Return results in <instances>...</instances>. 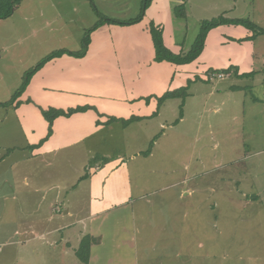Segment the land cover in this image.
Segmentation results:
<instances>
[{"label":"rangeland","instance_id":"374dc122","mask_svg":"<svg viewBox=\"0 0 264 264\" xmlns=\"http://www.w3.org/2000/svg\"><path fill=\"white\" fill-rule=\"evenodd\" d=\"M93 1L101 17L121 18L130 13L120 5L142 0ZM34 2L50 3L22 0ZM245 2L264 30V0ZM72 6L95 20L91 3ZM7 33L0 27V47L10 46ZM250 33L261 54L253 73L222 80L209 71L162 103L167 90L148 93L152 116H101L106 128L82 148L45 155H32L14 116L24 79L6 87L28 53L0 48L1 70L13 75L0 83V264H264V35ZM45 46L39 57L30 50L27 75Z\"/></svg>","mask_w":264,"mask_h":264},{"label":"crops","instance_id":"0c3cea01","mask_svg":"<svg viewBox=\"0 0 264 264\" xmlns=\"http://www.w3.org/2000/svg\"><path fill=\"white\" fill-rule=\"evenodd\" d=\"M47 1L50 3L34 2L35 6L28 5L26 8L21 3L11 17L0 20V27L8 31L6 38L10 45L0 47L5 49L2 51L13 47L15 58L18 49L28 54L33 50V55L37 54L39 57V50L46 44L45 54L41 52L44 59L54 51L78 52L82 49L87 31L99 20V7L93 0H85L95 9H91L95 11V15L92 13L95 19L93 20L90 9L82 15H77L78 6H72L77 4V0ZM245 1L152 0L140 23L124 26L104 24L92 32L88 50L83 57L64 54L47 62L32 76L25 92L17 100L21 105L13 106L14 116L32 155L82 148L106 128L108 117L116 119L112 122L114 124L122 121L121 119L129 120L133 115L152 116L157 101L153 100L150 104L144 102L142 97L148 93L162 96L166 90L175 91L187 85L194 80V76L201 75L206 80V74L210 76L209 71H222L225 76L232 74L237 77L253 73L261 54L260 50H256V38L251 39L250 30L241 25H222L213 29L206 39V48L199 59L187 65L155 62V46L150 33V24L154 23L162 29L164 43L171 52L186 54L195 42L203 20L221 14L228 19L254 18L255 13L248 16L250 11ZM181 5L186 6L185 19L174 13V9ZM124 6L120 5L119 8H123L122 12L128 9L130 14L121 18H108L118 21L133 19L139 13L131 15L135 10L140 12L142 1L137 5L131 2ZM133 6L135 7L131 10ZM242 11L246 14L243 15ZM18 14L26 29L12 21ZM128 15L130 16L127 17ZM3 38L0 34V39ZM189 38L191 42L187 46ZM2 43L0 41V44ZM28 54H23L25 58L16 62L20 68L14 73L17 79L6 86L9 91L20 85V78L25 80L30 61H35L36 58L31 60ZM24 60L28 61L26 65ZM11 76L13 75L4 73L0 67V83L9 77L12 78ZM50 107L63 110L78 107L87 109L70 117L57 118L53 125V135L37 147L40 141L47 137L49 128L41 109ZM104 115L108 117H101ZM59 231L60 228H56L51 233Z\"/></svg>","mask_w":264,"mask_h":264},{"label":"trees","instance_id":"16d2710c","mask_svg":"<svg viewBox=\"0 0 264 264\" xmlns=\"http://www.w3.org/2000/svg\"><path fill=\"white\" fill-rule=\"evenodd\" d=\"M21 3H22V0H0V20L8 19L9 17H11L15 9ZM151 3H152V0H142V6H141L139 14L133 19H130L128 21H118L115 19L107 18L105 16L101 17L100 12L97 11L99 20L93 28L87 31L83 39L82 49L78 52H71L68 50H58V51H54L50 53L49 55H47L42 61H40L36 65V67L33 68V70L30 72V75H27V77H25L22 87L15 93V95L12 98L11 103L12 104L16 103L17 99L20 98L22 94L25 92L32 76L38 70H40L47 62H49L50 60L54 58L60 57L64 54H69V55H73L77 57H83L88 50V47L90 44V36L92 32H94L95 30L103 26L104 24H116V25L120 24L124 26V25H133V24L140 23L143 20L146 14V11L150 7ZM176 15L184 19L187 17L185 5H181L180 7L176 8ZM230 24L231 25H241L245 27L246 29L252 31L255 34L254 36L264 35V30L260 29L258 25H256L255 22L251 21L250 19H228L224 16H220L217 18L202 21L200 29H199V33L196 37V40L191 50L187 54H174L166 47L164 43L162 29L156 26L154 23H152L150 25V33L152 35V39H153L154 46H155V62H158V63L168 62V63H172L175 65L191 64L192 62L197 60L203 53L205 45H206V39L209 33L217 27H220L222 25H230ZM187 90H188V87L183 88V89H178L175 91H168L166 94H164V96L158 99L160 100L159 103H162L165 99H168V98L179 97L184 94H187ZM19 105H21V102H17L15 106H19ZM0 106H2L1 103H0ZM86 109L87 107L70 108L68 110L57 109L53 107H50L48 109H41L44 118L49 123V128H48L47 137L41 140L39 145H37V147L43 145L53 135V125H54V121L57 118L61 116L70 117L73 114L78 113V112H83ZM134 120H136V118L132 117L131 119L126 120L124 124H129ZM114 121H116V119L112 117L110 118L109 123H112ZM90 244H91L90 240L86 239V241L83 242L81 251L79 252L80 257L85 261H87L88 256H89L88 247L90 246Z\"/></svg>","mask_w":264,"mask_h":264},{"label":"built area","instance_id":"2783aa9c","mask_svg":"<svg viewBox=\"0 0 264 264\" xmlns=\"http://www.w3.org/2000/svg\"><path fill=\"white\" fill-rule=\"evenodd\" d=\"M212 76H215L219 79H223L225 77V74L222 73V71H219L218 73L213 74Z\"/></svg>","mask_w":264,"mask_h":264}]
</instances>
